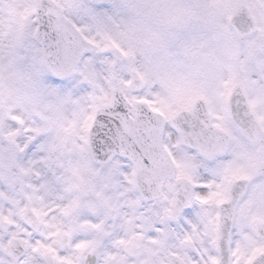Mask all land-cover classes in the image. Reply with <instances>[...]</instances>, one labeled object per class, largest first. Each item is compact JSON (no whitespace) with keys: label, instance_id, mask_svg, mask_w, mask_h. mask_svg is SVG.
<instances>
[{"label":"snow or ice","instance_id":"6c2138e0","mask_svg":"<svg viewBox=\"0 0 264 264\" xmlns=\"http://www.w3.org/2000/svg\"><path fill=\"white\" fill-rule=\"evenodd\" d=\"M32 7L0 72V264H264V0Z\"/></svg>","mask_w":264,"mask_h":264},{"label":"rangeland","instance_id":"374dc122","mask_svg":"<svg viewBox=\"0 0 264 264\" xmlns=\"http://www.w3.org/2000/svg\"><path fill=\"white\" fill-rule=\"evenodd\" d=\"M57 1V0H56ZM15 2L16 18L20 19L27 11L30 10L33 0H1L0 12H2V4L9 3L8 5L13 8L12 3ZM61 3H67L68 0H59ZM33 9V7H32ZM3 14L0 15V47L7 45L9 49V60L6 65H0V72H7L9 82L15 87L18 84L17 72H16V58L14 53L20 46V37L22 31L19 28V24H15L10 29H5L3 23ZM13 28V29H12Z\"/></svg>","mask_w":264,"mask_h":264}]
</instances>
